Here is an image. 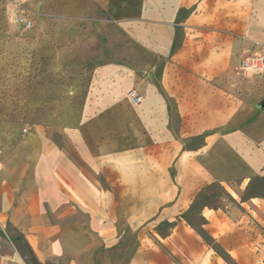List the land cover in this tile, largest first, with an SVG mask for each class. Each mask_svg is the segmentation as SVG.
<instances>
[{"label": "crops", "instance_id": "obj_1", "mask_svg": "<svg viewBox=\"0 0 264 264\" xmlns=\"http://www.w3.org/2000/svg\"><path fill=\"white\" fill-rule=\"evenodd\" d=\"M230 1L232 8L236 1L243 14L245 7L259 6L248 28L249 41L264 47V0ZM170 3L162 22L157 19L150 34L137 36L152 53L164 56L138 84L146 97L141 115L156 145L124 136L122 121L112 111L109 115L124 91L101 79L78 127L60 131L57 137L35 128L26 142L0 146V264H172L168 257L159 262L149 256L140 233L155 217L158 224L169 220L159 215L171 198L170 189L162 194L123 190L124 183H132L128 174L140 169V160L163 169L175 160L183 164L187 154L201 149L168 142L173 135L172 101L179 103L180 116L195 136L214 131V167L224 176L248 182L264 176V75L256 78L249 99L239 100L229 77L227 49L220 50L214 40V81L203 78L191 61L195 49L205 45L197 39L202 34L192 33V28L188 40L176 44L174 22L200 20L201 2ZM220 14L226 22L234 21L228 8ZM207 18L214 20L213 15ZM236 151H242L243 161ZM219 152L227 157H219ZM259 199L241 203L263 214Z\"/></svg>", "mask_w": 264, "mask_h": 264}, {"label": "rangeland", "instance_id": "obj_2", "mask_svg": "<svg viewBox=\"0 0 264 264\" xmlns=\"http://www.w3.org/2000/svg\"><path fill=\"white\" fill-rule=\"evenodd\" d=\"M171 1L0 0V146L26 142L35 128L53 131L57 137L60 131L78 127L88 109V98L101 79L124 91L116 107L109 109V115L112 111L122 121L124 136L156 145L141 115L146 97L138 84L164 56L152 53L137 36L150 34L157 19L162 22L170 13ZM200 2V20H183V25L180 19L174 21L176 44L188 40L192 28V33H201L197 39L205 45L195 49L191 61L197 73L214 81L217 40L220 50L227 49L226 64L236 97L248 100L258 81L245 78L238 63L247 53L264 52V47L249 41L248 28L259 6L245 7L248 11L243 14L236 1L233 8L230 0ZM227 8L234 13L233 22H226L220 14ZM209 15L214 20L207 18ZM214 29L219 31L216 36L211 34ZM131 91L141 96L140 104L130 101ZM180 111L179 103L172 101L173 135L168 142L201 149L197 154H187L185 165L175 160L163 169L156 162L140 160V169L128 174L132 183H124L123 190L162 194L169 188L171 198L165 200L159 217L170 221H176L198 191L214 181L220 182L236 203L222 200L219 210L204 209L207 223L198 228L178 220L166 235L156 231L155 217L140 232L151 251L147 254L157 256L159 262L168 257L172 264H214L217 260L224 264H264V213L241 203L248 181L226 177L222 169L214 167V131L195 136ZM156 140H160L158 136ZM218 154L227 157L226 152ZM242 155V151L235 152L240 161Z\"/></svg>", "mask_w": 264, "mask_h": 264}, {"label": "trees", "instance_id": "obj_3", "mask_svg": "<svg viewBox=\"0 0 264 264\" xmlns=\"http://www.w3.org/2000/svg\"><path fill=\"white\" fill-rule=\"evenodd\" d=\"M252 198L264 199V176H256L249 180L241 202H246ZM222 200L236 203L234 197L220 182L214 181L206 184L198 191L191 205L178 215L176 221L183 220L186 224L195 228L204 226L207 223V220L203 216L204 209L219 210ZM176 221H162L156 227V231L162 235H166L167 230L176 226Z\"/></svg>", "mask_w": 264, "mask_h": 264}, {"label": "built area", "instance_id": "obj_4", "mask_svg": "<svg viewBox=\"0 0 264 264\" xmlns=\"http://www.w3.org/2000/svg\"><path fill=\"white\" fill-rule=\"evenodd\" d=\"M26 24V21L22 19ZM239 71L247 79H255L264 75V55L260 53L250 52L243 56ZM130 101L134 105L141 103L142 98L136 91H131L128 95Z\"/></svg>", "mask_w": 264, "mask_h": 264}]
</instances>
